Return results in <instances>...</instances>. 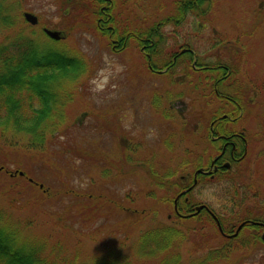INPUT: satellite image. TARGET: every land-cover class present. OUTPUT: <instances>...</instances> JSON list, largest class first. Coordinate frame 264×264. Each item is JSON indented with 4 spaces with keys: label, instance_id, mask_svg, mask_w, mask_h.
<instances>
[{
    "label": "rangeland",
    "instance_id": "obj_1",
    "mask_svg": "<svg viewBox=\"0 0 264 264\" xmlns=\"http://www.w3.org/2000/svg\"><path fill=\"white\" fill-rule=\"evenodd\" d=\"M77 1L6 0V8L16 23L10 28H0V42H7L16 33L22 31L36 38L42 46L77 50L81 54L79 57L85 61L86 71L79 73L77 78L75 72L65 75L56 74V79L51 82L52 91L56 94V112L58 113L60 107L63 109L65 118L60 123V131L54 133L51 141L49 140L45 145L46 148L37 147V150H30L26 145L27 139L23 135L12 132L11 129L5 132L0 131V169H3L0 170V207L6 208L11 220L18 224L23 235H31L33 239L44 241L46 244L56 243L60 246V250L68 255H72L73 251L80 252L77 258L85 261L90 258V254L98 252V244H101L106 228L96 235L98 241L86 236L85 231L88 228L85 229L82 226V230L80 229L83 214L79 212L77 205L72 206V202H96L91 206L96 208L101 205L99 203L101 201L89 200L88 193L97 192L105 195L106 198L116 197L115 194H117L124 202L139 203L142 201L139 198V191L147 192L144 187L148 186V179L138 169L132 175L116 177L120 168H127L126 164L120 163L123 160L122 152H119L122 149L121 133L123 132L124 137L129 138L130 143L139 140L145 142L146 147L140 148L139 153L135 154V161L131 162L133 168H140L143 164L141 158L149 157V151L155 146L162 145L164 149L161 140L167 132L172 133L170 137L172 149L164 152L159 150L160 152L149 164H154L156 167L179 164L177 160L180 158L182 140L180 126L173 128V123L169 126L164 125L163 129L157 126L158 118L154 117L151 108L147 106L146 96L149 86L140 81L159 80L160 83L165 84V81L169 80L168 76L150 71L144 63L143 54L132 42L124 53L115 52L110 41H106V37L95 30V20L85 15L86 9L90 12L95 10L90 6L86 8L87 4L91 5V2L82 0L77 4ZM116 1L117 7L113 13L118 21L123 22V25L149 24L156 19L153 17L155 11L157 16L163 15L172 7L170 4L172 0ZM199 8L204 11V17L197 21V16L190 14L189 25L185 27L184 32L181 31V34L189 33L191 30L196 31L195 23L199 21L204 23L207 28L200 32L202 34L199 37L202 38L200 42L205 43V37H209L210 43L212 40L217 41V36L223 38L224 44H221L223 46L219 48V54L221 55L223 51L227 52L228 62H231L230 56L232 57L231 68L239 71L238 79L241 84L244 81L252 84L246 89L252 100L256 97L254 93L257 90L264 96V0H205ZM24 12L36 15L38 22L31 23L26 20L23 16ZM44 26L60 30L61 38L59 39L61 40L52 41L44 33L42 28ZM170 29L171 27L167 28V30ZM213 32L215 33L212 34ZM197 40L198 37H195L196 44ZM164 50L169 54V51ZM164 59L165 56L162 55L157 60L160 63ZM131 61L133 62L131 65L136 62V67L142 75L140 79L135 80V86L131 84L133 80L130 83L127 81V78H131L130 74L133 70L132 66L128 65ZM223 62L228 63L224 60ZM57 82L63 86H59ZM260 83H262V91ZM122 95L126 98L123 108L119 100ZM260 109L257 106L252 114L253 116L257 114L258 118L264 119ZM52 122L45 120L44 124L50 125ZM71 146L75 147L74 154L70 151ZM82 150L84 152H80ZM98 152L108 156L109 160L111 159V166L115 167L114 171L109 167L112 176L107 177V181H103L98 176L100 168L106 169V160H99L97 164L92 162L91 155ZM137 163L139 165L134 166ZM2 164H6L7 168H4ZM18 165L40 181L38 185L41 184L43 189L51 188L53 192L70 189L72 193L62 192L58 196L52 192L49 198L48 194L41 191L42 187L40 190H30L31 187L20 189L18 185L15 187L16 193L9 192L5 181L8 175L10 177V173H17L15 169ZM239 166L241 167L238 170L233 169L236 178L231 181L220 180L221 184L217 185V192L211 196L212 198L205 191L201 194L204 202L208 198L214 199L211 202L216 208L220 207L219 202H235V206H230L231 210L228 211L231 215L223 217L235 222L244 217L246 210L253 209L252 213L256 215L254 210L264 206V142L259 147L251 149L248 157ZM142 167L145 170L148 169L146 165ZM8 169L13 171L9 172ZM20 172L22 171H19V174ZM95 173L98 175L93 177ZM179 173L163 179H178ZM150 184H152L151 180ZM165 187H160L156 192L164 191ZM86 192V196L79 194ZM208 192L210 193L209 190ZM207 195L208 198H206ZM226 205V203L223 204V206ZM222 210L227 211V208ZM170 211L171 208L165 213L164 219L160 218L163 222H166V215ZM60 214L62 217L58 216ZM223 214L228 215L227 212H221V217ZM261 215L264 216V210ZM120 219L134 220L135 216L121 214L108 220L101 219L94 224L93 228L104 223L110 230L113 226H118ZM178 220L183 222L182 219L178 218ZM145 223L146 221L142 219L136 226H142ZM204 226L202 231L205 236L199 239L200 244L214 245L223 240L210 220L205 221ZM115 229L119 234V228ZM96 230L93 229L91 233ZM137 230L138 228L135 227L133 233ZM248 230L244 229L243 232L247 233ZM120 234L119 242L124 236ZM135 240L134 238L125 241L119 245V248L117 243L115 247L127 255L129 264H148V259L140 258L138 252L133 251V247L132 250L129 249ZM193 242L190 240L187 247H191ZM259 247L251 252L249 247L236 250L230 260H221L220 264H264V244L259 243ZM197 253V251L193 254L185 253L184 255L190 256V259L185 261L182 257L181 263L190 264L191 258Z\"/></svg>",
    "mask_w": 264,
    "mask_h": 264
},
{
    "label": "flooded vegetation",
    "instance_id": "obj_2",
    "mask_svg": "<svg viewBox=\"0 0 264 264\" xmlns=\"http://www.w3.org/2000/svg\"><path fill=\"white\" fill-rule=\"evenodd\" d=\"M195 13H198V10ZM190 14L194 13L185 12L178 23L169 22L163 25L159 23L153 25L152 23H127V29L132 30L124 35L125 40L122 41L119 49H116L118 40H110L112 41V48L116 49L115 52L118 53H124L129 43H134L143 54L144 63L150 71L168 76L169 80H166L165 84L160 83L159 80L140 81L149 86L146 96L147 106L151 108L154 117L158 118L157 126L160 129H163L164 125L169 126L170 123H173V128H176L177 124L180 126L182 149L179 160L180 167L175 171L180 172L178 179H163L171 176L169 172H172L176 166L158 168V174L155 173L157 169L151 167L146 170L141 167L120 168L121 170L117 175L119 177L132 175L138 169L141 174L147 177V187L148 189L154 188L155 198L147 196L146 200L164 202L162 205L164 210L156 215L162 219L171 208L165 221L180 225L186 237L182 248L179 250L181 260L182 257L185 261L190 259V256L184 255L185 253L198 252L195 257L191 258L190 264H193L195 259H201L209 250L226 244L229 246V253L233 254L239 250L240 248L235 249V238L244 229H249L247 233L243 232L244 236H256L258 238L255 243L242 244L244 248H250L249 252L260 248L259 243L260 245L264 244L262 237L264 216L261 215L264 206L254 210L256 215L252 213L253 209L244 211L246 213L244 217L235 222L223 218L231 215L228 211L231 210L230 206H235V202H219L220 207L216 208L211 202L214 199L208 198L207 195L208 202H204L203 195H201L205 191L211 197L217 192L216 188L217 185L221 184L220 180L231 181L236 178L233 169L238 170L241 167L239 164L248 157L251 149L259 147L264 142V119L258 118L257 114L254 116L252 114L257 106L263 109L260 111L264 114V96L257 90L254 93L256 97L252 100L249 92H246L247 87L252 84L247 81L241 84L238 79L239 71L231 68L232 57L230 56L231 62H228L227 52L223 51L221 55L219 54V48L223 46L221 44H224L223 38L217 36V41L212 40L210 43L209 37H205V43L200 42L202 38L199 37L202 35V31L207 28L204 23H195L196 29L194 30L196 31L191 30L189 33L181 34V31L184 32L185 27L189 25ZM154 25L158 27L157 31L148 28H153ZM168 27L171 29L167 30ZM187 30L186 28V32ZM195 37H198L197 44L194 42ZM218 41H222V43L219 45ZM164 49L169 51V54ZM162 55L165 56V59L162 60L165 66L163 68L153 67L154 63H158V57ZM198 59L202 63L213 59L217 63V67L227 71L218 72L215 69L216 66L200 65ZM223 60L228 63H224ZM236 62H239V56ZM131 63L133 62L127 64L131 65ZM131 66L133 68L130 74L131 78H127V81L130 83L133 80L131 84L135 86V80L140 79L142 75L136 67V62ZM259 86L262 91V83ZM257 92L259 93L258 97ZM128 95L133 100L129 93ZM155 95H158L155 98L160 100V105L168 108V116L161 114L158 108L154 106L153 98ZM119 100L120 106L123 108L126 98L122 95ZM177 105L179 109H177ZM171 134V132H167L162 140L167 139ZM128 139L127 136L124 137L122 132L120 140L133 156L139 151L137 146L139 141L130 143ZM150 170L154 173H150ZM158 177L162 180L159 181ZM150 180L152 184L149 185ZM163 186H166L165 190L157 193L156 190ZM175 187L176 190H174ZM225 203L227 205L223 206ZM221 207L227 208V211H223ZM221 212H227L228 215L223 214L221 217ZM177 218L182 219L183 222ZM207 220L213 223L214 229L223 237L221 242L214 245L212 243L209 245L199 243V239H203L205 236L202 229L205 228L204 223ZM242 222H244L243 225L237 230ZM190 240L194 241L193 245L187 247ZM231 257L232 255L228 260ZM220 262L217 259L209 264H220ZM194 264L200 263L196 261Z\"/></svg>",
    "mask_w": 264,
    "mask_h": 264
},
{
    "label": "trees",
    "instance_id": "obj_3",
    "mask_svg": "<svg viewBox=\"0 0 264 264\" xmlns=\"http://www.w3.org/2000/svg\"><path fill=\"white\" fill-rule=\"evenodd\" d=\"M81 1L82 0H78L77 4ZM89 2H91V5L87 4L86 8L90 6L95 8V10L90 12L89 9H86L85 15L95 20V30L100 32L103 37H106V41H110V45L112 44L110 39H117L116 49H119L122 41L124 42L125 40L124 35L130 33L132 29H127V25H123V22L116 19L113 10H116L117 1L89 0ZM203 2H205V0H172L170 3L172 7L166 11L165 14L157 16V12L155 11L153 17L156 19L152 20L150 24L159 23L163 25L169 22L178 23L180 22V17L185 12H193L200 9L199 7L202 6ZM104 5L106 6L103 7ZM6 7V0H0V28H10L16 23ZM204 14V11L201 9L198 13L194 12L198 20H201ZM199 23L201 22H197V24ZM148 28L156 31L158 30L156 25H154L153 28ZM51 40L54 42L60 41L52 38ZM5 42H0V131L5 132L7 129H11L12 132L23 135L27 139L26 145L30 150H37V147L46 148L45 145L49 140L51 141L54 133L60 131V123L65 118L64 113H62L63 109L59 107L58 113L56 112V94L52 91L51 82L56 79V74L65 75L75 72L77 78L79 73L86 71L85 61H82L79 57L81 54H79L77 50L71 51L65 48L56 49L52 46H42L36 38L26 35L22 31L16 33L6 43ZM217 43L220 45L222 41H218ZM199 62L200 60L198 59V63ZM216 64L217 63L215 60L213 61V59L205 63L200 62V65L216 66ZM163 66H165L164 61L154 63L153 67L163 68ZM215 69L218 72L227 71L221 67ZM57 83L59 86H63L59 82ZM156 96L158 95H155L153 98L154 106L158 108L161 114L168 116V108L160 105V100L155 98ZM262 117H264V114H262ZM45 120H51L53 122L50 125H45ZM171 136L172 135H169L167 139L162 140L164 149L161 148L160 145L155 146L153 150L149 151V157L141 158L143 159L141 160L143 163L140 166L141 168H143V165L155 168L157 169L155 173L158 174V168L162 166L156 167V165L149 163L154 160L155 155L160 152L159 150L164 152L166 149H172V143L170 141ZM121 144L122 149L119 152H122L123 160L120 163L126 164L127 168L130 169L132 167L131 162L135 161V154L132 156L128 148H126L123 143ZM137 146L139 149L146 147L143 140H139ZM147 148L149 147L147 146ZM70 151L74 154L75 147L71 146ZM80 152L84 151L82 150ZM77 153H79V151H77ZM136 153L138 154L139 151ZM91 156L93 159H91L92 162L96 164L99 160H106L107 162L106 169L103 170L100 168L98 170L99 175L95 173L93 177L98 175L99 178L104 181L107 177L112 176L110 175L111 171L109 167L113 171L115 167L111 166V159L109 160L108 156L100 152L92 154ZM96 159L98 160L96 161ZM179 160L180 158L177 161L179 162ZM137 165L139 164L137 163L134 166ZM175 166L176 168H174L172 172H169V175L177 173L175 171L180 165L177 164ZM3 167L7 168L6 164L3 165ZM17 167L18 168L15 169L17 173H10V177L8 175L5 181L9 192L12 191L16 193L17 188L15 187L17 185L20 189H26L27 187H31L30 190L41 189L38 185L40 181L32 177L26 169H23L19 165ZM0 170L2 171L3 169ZM8 171L12 172L13 170L8 169ZM19 171H22V174H19ZM150 173L154 172L150 170ZM104 176L105 178H103ZM113 176H115V174ZM116 177H118L117 173ZM158 179L159 181L162 180V178L159 177ZM43 188L44 187H42L41 191L48 194L50 198L53 190H51V188ZM144 188L147 189V192L144 193L142 190L139 191V198L142 199L139 203L124 202L117 194H115L116 197L106 198L105 195H101L97 192L88 193L90 195L88 197L89 200L101 201L99 202L101 205L96 208L91 207L92 204L96 202H72V206L74 205L75 207V205H77L79 212L81 211L83 214L80 229L82 230V226H84L85 229L88 228V230L85 231L86 236H90L93 240L98 241L96 235L106 228L105 235L101 238L102 242L98 244V252L90 254V258L85 261H80V259L77 258L79 254H81L80 252L73 251L72 255H68L63 253L60 250V246L56 243L46 244L44 241L33 239L31 235H23L18 224L11 220L10 214L7 212L6 208L0 207V264H129L127 255H124L119 249H116L115 246L119 243L117 245L119 248V245H122L123 242L134 238L136 240L132 244L133 246H129V249L132 250L131 248L133 247V251L138 252L140 258L148 259V264H181L179 250L182 248L186 239L182 232V228L178 224L163 222L160 217H156L161 210H164L162 207L164 202H150L146 200L147 196L155 198V191L154 188ZM176 189L175 187L174 190ZM62 192H69L71 194L72 190L66 189L62 191L60 189L53 193L59 196V193ZM79 194L86 196L87 192ZM111 207L112 210H110ZM121 214H125V216H135V219H120L118 221V226H113L110 230L107 228L108 225L104 223L93 228L94 224L101 219L108 220L113 216ZM58 216L62 217L61 214ZM142 219H144L146 223L142 226H136ZM58 222L62 224L60 221ZM62 226L64 225L62 224ZM116 227L119 228V234L121 233L124 235L121 242H119V234L115 229ZM135 227H137L138 230L133 233ZM93 229H97L95 231L97 234H95V232L91 233ZM257 240L258 238L256 236L246 237L243 232H241L235 238V249L244 248L242 244L248 242L255 243ZM62 250L65 251L63 248ZM228 251L229 246H227V244L209 250L201 259H195L193 264L196 261L200 264H209L217 259L219 261L222 259L228 260L232 255V253L230 252V254Z\"/></svg>",
    "mask_w": 264,
    "mask_h": 264
},
{
    "label": "water",
    "instance_id": "obj_4",
    "mask_svg": "<svg viewBox=\"0 0 264 264\" xmlns=\"http://www.w3.org/2000/svg\"><path fill=\"white\" fill-rule=\"evenodd\" d=\"M24 16H25V18H26L29 22H31V23H36V22H37V16L34 15L33 13H30V12H24ZM45 32H46L49 36H51V37H53V38H59V37H60V31H58V30H51V29L45 28ZM20 173H22V172H20ZM243 223H244V222H242V223L238 226L237 230L243 225ZM262 237H263V239H264V232H263V234H262Z\"/></svg>",
    "mask_w": 264,
    "mask_h": 264
}]
</instances>
